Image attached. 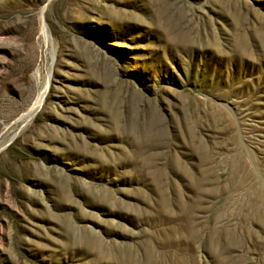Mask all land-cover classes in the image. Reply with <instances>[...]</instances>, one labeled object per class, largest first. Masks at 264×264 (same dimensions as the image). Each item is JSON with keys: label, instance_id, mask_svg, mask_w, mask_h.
<instances>
[{"label": "rangeland", "instance_id": "rangeland-1", "mask_svg": "<svg viewBox=\"0 0 264 264\" xmlns=\"http://www.w3.org/2000/svg\"><path fill=\"white\" fill-rule=\"evenodd\" d=\"M0 264H264V0H0Z\"/></svg>", "mask_w": 264, "mask_h": 264}]
</instances>
